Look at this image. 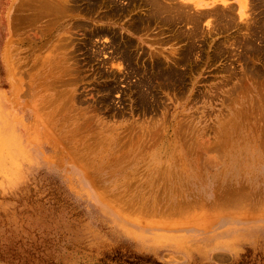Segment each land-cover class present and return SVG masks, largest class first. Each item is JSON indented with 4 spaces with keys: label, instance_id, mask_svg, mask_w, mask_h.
Segmentation results:
<instances>
[{
    "label": "rangeland",
    "instance_id": "374dc122",
    "mask_svg": "<svg viewBox=\"0 0 264 264\" xmlns=\"http://www.w3.org/2000/svg\"><path fill=\"white\" fill-rule=\"evenodd\" d=\"M264 264V0H0V264Z\"/></svg>",
    "mask_w": 264,
    "mask_h": 264
},
{
    "label": "trees",
    "instance_id": "16d2710c",
    "mask_svg": "<svg viewBox=\"0 0 264 264\" xmlns=\"http://www.w3.org/2000/svg\"><path fill=\"white\" fill-rule=\"evenodd\" d=\"M251 252L248 250L234 264H249ZM98 264H161L150 256L137 255L134 253L123 254L115 251L113 254H106L99 259Z\"/></svg>",
    "mask_w": 264,
    "mask_h": 264
}]
</instances>
